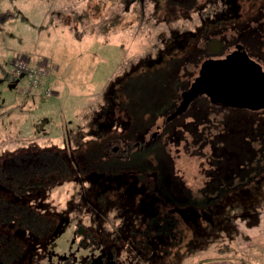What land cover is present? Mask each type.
Listing matches in <instances>:
<instances>
[{
	"label": "flooded vegetation",
	"instance_id": "obj_1",
	"mask_svg": "<svg viewBox=\"0 0 264 264\" xmlns=\"http://www.w3.org/2000/svg\"><path fill=\"white\" fill-rule=\"evenodd\" d=\"M211 1L210 19L171 33L155 54L136 63L120 56L109 103L75 144L65 131L62 146L0 152V264H182L214 227L231 232L234 216L252 209L257 217L264 107L185 93L206 60L235 51L264 70V0ZM188 160L193 171L178 165ZM64 186L72 192L59 207L52 195ZM109 219L117 223L107 229ZM69 235L66 250L55 251Z\"/></svg>",
	"mask_w": 264,
	"mask_h": 264
},
{
	"label": "rangeland",
	"instance_id": "obj_2",
	"mask_svg": "<svg viewBox=\"0 0 264 264\" xmlns=\"http://www.w3.org/2000/svg\"><path fill=\"white\" fill-rule=\"evenodd\" d=\"M129 1L136 2L130 7L131 20L124 12ZM166 1L160 0L159 5L155 0H0V152L35 143L62 146L65 131H70L69 139L75 144L78 131L109 103L108 85L125 63L120 56L136 63L145 51L155 54L173 37L171 33L200 26L215 9L211 0H181L177 6ZM168 6L177 13H167ZM18 58L33 67H46L42 80L46 82L49 75L47 85L53 95L47 96L42 88L31 95L23 92L27 78L10 77ZM183 163L194 170L192 161L178 165ZM65 187L52 195L59 207L66 206L72 192H65ZM257 207V217L253 209L243 216L235 210L238 205L228 209L229 217L238 214L231 220V232L214 227L213 235L182 264H201V259L214 256L234 264H264V195ZM112 220L105 228L117 223ZM219 231L226 234L218 235ZM70 237L58 240L54 250L63 253Z\"/></svg>",
	"mask_w": 264,
	"mask_h": 264
},
{
	"label": "water",
	"instance_id": "obj_3",
	"mask_svg": "<svg viewBox=\"0 0 264 264\" xmlns=\"http://www.w3.org/2000/svg\"><path fill=\"white\" fill-rule=\"evenodd\" d=\"M202 91L224 103L264 107V70L245 52L235 51L223 59H208L200 76L186 91V99Z\"/></svg>",
	"mask_w": 264,
	"mask_h": 264
},
{
	"label": "built area",
	"instance_id": "obj_4",
	"mask_svg": "<svg viewBox=\"0 0 264 264\" xmlns=\"http://www.w3.org/2000/svg\"><path fill=\"white\" fill-rule=\"evenodd\" d=\"M14 76L18 77L22 73L25 74L27 78V84L24 87V90L32 91L33 88L39 87L44 90L46 95H53L54 90L47 85L42 78L46 75L47 69L45 66H30L28 62L24 59H16L14 64Z\"/></svg>",
	"mask_w": 264,
	"mask_h": 264
},
{
	"label": "crops",
	"instance_id": "obj_5",
	"mask_svg": "<svg viewBox=\"0 0 264 264\" xmlns=\"http://www.w3.org/2000/svg\"><path fill=\"white\" fill-rule=\"evenodd\" d=\"M52 73V72H51ZM11 78H14V77H11ZM15 79V78H14ZM204 264H234L231 259H219V260H211V261H207L206 263Z\"/></svg>",
	"mask_w": 264,
	"mask_h": 264
},
{
	"label": "trees",
	"instance_id": "obj_6",
	"mask_svg": "<svg viewBox=\"0 0 264 264\" xmlns=\"http://www.w3.org/2000/svg\"><path fill=\"white\" fill-rule=\"evenodd\" d=\"M224 258L226 257H223V256L207 257V258L201 259L200 262L201 264H204L205 262L212 260V259H224Z\"/></svg>",
	"mask_w": 264,
	"mask_h": 264
}]
</instances>
